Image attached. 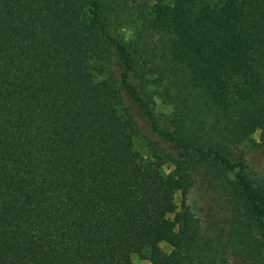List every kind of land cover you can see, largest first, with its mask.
Listing matches in <instances>:
<instances>
[{
    "label": "trees",
    "instance_id": "trees-1",
    "mask_svg": "<svg viewBox=\"0 0 264 264\" xmlns=\"http://www.w3.org/2000/svg\"><path fill=\"white\" fill-rule=\"evenodd\" d=\"M257 131L264 0H0V264H264Z\"/></svg>",
    "mask_w": 264,
    "mask_h": 264
},
{
    "label": "rangeland",
    "instance_id": "rangeland-1",
    "mask_svg": "<svg viewBox=\"0 0 264 264\" xmlns=\"http://www.w3.org/2000/svg\"><path fill=\"white\" fill-rule=\"evenodd\" d=\"M155 2V0H149ZM125 38L128 39L132 35V29H124ZM155 106L158 112L170 114L172 111L171 106L164 101L159 96L155 98ZM140 124L143 127V134L139 135L135 139V143L140 152L146 157V159H152V152L150 149L149 141L157 140L158 135H156L149 127V124L146 120L140 119ZM245 150L248 171L252 177L256 180L264 178V137L261 131L255 132L250 140L246 141L242 145ZM173 168V165L168 162L164 164L163 169L166 173L170 172ZM231 179L240 186V183L237 178H235V173L230 174ZM210 191L204 183H199V185L194 189L190 194L189 202L195 210H199L203 205H206L210 202ZM176 201L178 204L181 202V194L178 192L176 194ZM170 217H174V214H170ZM162 248L165 251H170L172 249L171 245L167 241L161 243ZM140 264H151L148 259H140L138 256H135ZM231 264H252L246 259L238 256H232L230 260Z\"/></svg>",
    "mask_w": 264,
    "mask_h": 264
}]
</instances>
